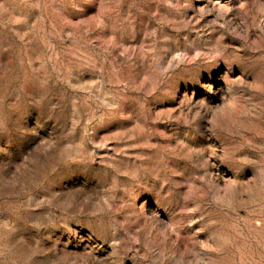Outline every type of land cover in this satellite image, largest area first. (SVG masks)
<instances>
[{
	"label": "rangeland",
	"instance_id": "obj_1",
	"mask_svg": "<svg viewBox=\"0 0 264 264\" xmlns=\"http://www.w3.org/2000/svg\"><path fill=\"white\" fill-rule=\"evenodd\" d=\"M0 264H264V0H0Z\"/></svg>",
	"mask_w": 264,
	"mask_h": 264
}]
</instances>
